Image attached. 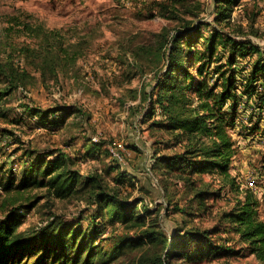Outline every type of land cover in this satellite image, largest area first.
Instances as JSON below:
<instances>
[{"label": "rangeland", "instance_id": "1", "mask_svg": "<svg viewBox=\"0 0 264 264\" xmlns=\"http://www.w3.org/2000/svg\"><path fill=\"white\" fill-rule=\"evenodd\" d=\"M170 3L171 0H0V62L13 63L29 73L25 88L12 90L0 101V181L19 176L20 161L33 152L83 154L88 140L98 141L102 144L98 152L100 159L82 157L74 166L81 173L115 164L134 176V185L125 179L119 186L121 197L128 201L142 197L150 209H156L158 225L167 241L183 228L210 233L211 243L193 239L186 246L190 257L200 252L188 264H261L230 229V224L220 221L222 212L231 210L236 201V195L227 185L221 187L223 183L207 173L179 177L162 167L151 168L155 148L172 154L180 151L181 146L166 147L163 141L168 136L152 124L164 118L157 105L152 115L146 112L150 108L147 94L151 93L156 76L164 71L170 40L180 34V28L187 22L203 23L200 42L213 26L223 32L235 28L237 38L264 47V0L231 3L229 25L224 20L219 24L215 21L214 0H187L186 6L176 7L175 14L170 12L173 9ZM185 39L182 37L181 42ZM50 47L54 54L64 47L72 55L79 54L75 60L67 61L64 57L59 61L56 76L51 69L41 75L37 55ZM195 47L203 51L199 44ZM218 51L219 54L226 52L223 46ZM253 59L250 55L238 57L234 65L239 99L235 119L228 126L236 151L230 174L240 188H249L256 195L258 212L264 219L261 171L264 104L260 107L258 103L264 92V79L257 77L251 81ZM212 77L216 78V74ZM4 85L0 82V88ZM250 88L254 92L249 97L246 91ZM57 106L74 108V112L53 128L39 121V115L30 109ZM104 149L110 156L101 153ZM11 168L13 174L8 172ZM115 174V170L107 174L110 186L115 184L111 180ZM185 178L209 192L205 211L190 200L193 192ZM11 197L19 201L14 205L8 201L5 207H0V219L18 204H30L21 210L23 217L18 230L33 232L53 220L71 224L74 230L82 232L87 227L86 217L96 214L80 193L59 199L44 186L13 189L8 194L0 190V206ZM150 218L148 215L147 221ZM106 226L107 240L96 241L104 248H109L117 236L135 237L141 230L127 228L119 222L106 221ZM163 248L161 242L153 247L125 249L109 264H136L143 254L160 253L163 257ZM184 263L177 261V264Z\"/></svg>", "mask_w": 264, "mask_h": 264}, {"label": "trees", "instance_id": "2", "mask_svg": "<svg viewBox=\"0 0 264 264\" xmlns=\"http://www.w3.org/2000/svg\"><path fill=\"white\" fill-rule=\"evenodd\" d=\"M214 1L215 21L218 23L224 20V24L229 25L231 3H236L237 0ZM186 2L187 0H171L173 9L170 12L175 14L178 9L176 7H184ZM202 24L187 22L180 28V34L170 40L164 71L156 76L151 93L147 94L150 108L146 114L152 115L154 106L157 105L164 117L152 123L158 125L162 133L168 136L161 142L166 147L177 144L181 146L180 151L172 154L161 153L155 148L151 168L162 167L179 177L183 174L207 173L217 177L223 183L221 187L227 185L236 195V201L231 210L222 212L220 221L229 223L230 229L247 244L250 253L264 264V219L258 212L259 201L256 195L249 188H240V184L230 174L231 160L236 151L228 131V126L235 119L239 99L234 79L236 60L246 55L254 56L251 81H255L257 77L264 79V47L237 38L235 28L223 32L216 26L200 42ZM182 37H186L184 42H181ZM198 44L203 47L202 52L195 47ZM219 46L225 48L224 54H219ZM53 52V47H50L48 51L46 49L37 55L41 75L51 69L49 71L56 76L55 67L59 61H63L64 57L67 61L75 60L79 54L75 52L72 55L66 47L59 48L56 54ZM213 74H216V78L212 77ZM28 77L29 73L25 69L10 62H0V82L5 83L0 88V101L12 90L25 88ZM253 92L254 88L246 91L249 97ZM258 103L263 107L264 92L260 94ZM30 109H34L39 115V121L50 128L60 125L65 116L74 112V108L67 106ZM101 145V142L88 140L83 154L77 155L62 151L33 152L34 154H29L28 158L20 161L22 168L19 176L12 175L0 181V190L5 194L28 186L47 187L51 195L59 199L80 193L96 213L86 217L87 227L82 232L74 230L71 224L63 225L53 220L36 231L29 232L18 229L23 217L21 210L30 204L16 205L0 219V264H109L125 249H138L146 245L153 247L161 242L164 243L163 257L160 253L143 254L136 264H177L180 260L188 264L191 257L200 254L198 252L190 257L185 250L193 239L211 243L210 233L196 228L175 231L167 241L158 225L159 212L156 209H150L142 197L130 201L121 197L119 186L124 184L125 179L130 185H134V176L123 172L121 167L108 164L106 168L87 173H81L74 167L85 156L100 159L98 152L100 153ZM101 153L106 157L110 156L107 149ZM114 170L116 174L111 180L115 184L110 186L107 174ZM261 171L264 175V160ZM8 172L14 173L12 168ZM185 181L193 192L190 200L196 201L197 208L205 211L208 208L209 192L195 187L189 178H185ZM8 201L14 205L19 198H6L0 207H5ZM148 215L151 216L149 221L146 219ZM106 221L119 222L127 228L141 230L135 237L117 236L109 248H104L96 241L107 240L104 236Z\"/></svg>", "mask_w": 264, "mask_h": 264}]
</instances>
